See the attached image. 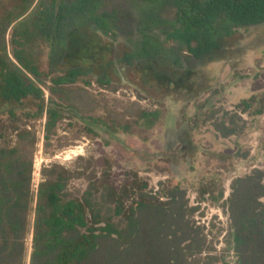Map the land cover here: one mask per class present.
<instances>
[{"label": "trees", "instance_id": "trees-1", "mask_svg": "<svg viewBox=\"0 0 264 264\" xmlns=\"http://www.w3.org/2000/svg\"><path fill=\"white\" fill-rule=\"evenodd\" d=\"M123 1L132 16L125 59L138 66L162 62L188 74L189 58L216 59L240 29L264 25V0H0V104L10 106L14 120L18 110L46 116V150L64 114L46 98L43 56L53 69L66 65L52 78L57 87L94 67L106 79L114 47L99 35L116 40ZM142 118L153 127L160 112ZM16 131L15 144L0 145V264H194L190 249L200 244L199 233L186 220L184 193H173L170 204L143 197L127 210L110 185L103 201L92 187L83 197L73 194L71 174L60 164L42 168L35 191L38 135L29 127ZM232 188L237 260L222 264H264V170L236 178Z\"/></svg>", "mask_w": 264, "mask_h": 264}, {"label": "rangeland", "instance_id": "rangeland-1", "mask_svg": "<svg viewBox=\"0 0 264 264\" xmlns=\"http://www.w3.org/2000/svg\"><path fill=\"white\" fill-rule=\"evenodd\" d=\"M118 9L123 29L116 40L99 35L114 47L115 66L106 79L94 67L76 83L57 87L52 78L66 65L53 69L43 56L46 98L61 104L64 114L52 146L45 149L46 116L25 117L18 110L21 118L14 120L5 104L0 145L15 144L18 127L36 130L35 191L42 168L60 164L71 174L73 194L83 197L92 187L93 197L102 200L110 185L127 210L143 197L170 204L173 193H184L186 220L200 241L190 249L191 261L234 263L232 185L264 170V25L240 29L216 59L189 58L187 74L162 62L138 66L126 60L132 16L126 1ZM156 110L160 119L149 127L143 112Z\"/></svg>", "mask_w": 264, "mask_h": 264}]
</instances>
